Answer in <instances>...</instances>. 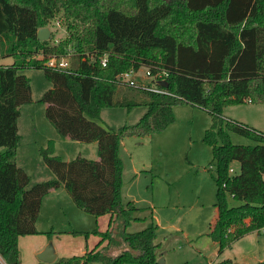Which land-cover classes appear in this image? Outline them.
<instances>
[{"label": "trees", "instance_id": "16d2710c", "mask_svg": "<svg viewBox=\"0 0 264 264\" xmlns=\"http://www.w3.org/2000/svg\"><path fill=\"white\" fill-rule=\"evenodd\" d=\"M143 5L149 12L167 8L154 19L150 35L161 43L171 40L170 52L165 44L98 46L97 28L106 29L104 13L133 18L137 0H0V50L8 43L14 58L12 64L0 65V258L6 264H21L19 238L39 234L35 222L41 200L61 185L78 209L96 218L109 215L115 226L91 232L99 238L91 251L51 264H157L156 226L126 231L138 219L132 216V202L121 204L119 147L125 138L165 131L174 120V107L181 104L201 108L211 119L202 140L211 148L214 165L217 217L208 236L217 253L264 228V133L223 117L226 107L264 104V0H143ZM52 20L66 29V38L39 41L37 31ZM49 57H68V70L47 67ZM142 66L160 75L164 85L157 86L170 96L121 79ZM22 68L41 69L51 83L40 103L58 135L96 143L98 155V160L63 161L47 141L40 155L55 179L29 189L30 177L16 160L19 109L32 102L29 79L19 74ZM110 107L146 111L134 125L112 130L97 123L100 111ZM232 134L250 144L233 143ZM233 163H238V173L230 171ZM228 198L238 205L230 206ZM121 245L125 249L110 254ZM217 264L238 263L226 259Z\"/></svg>", "mask_w": 264, "mask_h": 264}, {"label": "rangeland", "instance_id": "374dc122", "mask_svg": "<svg viewBox=\"0 0 264 264\" xmlns=\"http://www.w3.org/2000/svg\"><path fill=\"white\" fill-rule=\"evenodd\" d=\"M137 8L138 13L133 18H126L116 12H105L103 17L106 29L97 28L98 46L109 50L119 49L122 43L165 44L170 52L171 40L165 39L161 43L150 35L154 19L167 8L162 6L149 12L144 8L143 0H137ZM3 9L7 13L4 4ZM44 28L49 30L48 40L55 43L67 36V31L59 20H52ZM13 62L9 44L5 43L0 50V65H10ZM148 65L155 64L150 62ZM146 68L148 67L142 66L130 79L135 82L142 80ZM19 74L29 79L32 98L31 103L20 107L17 120L22 136L17 150V166L30 177L27 189L36 183L55 179L40 155V149L47 147V139L52 141L53 155L63 161H71L76 157L98 160L95 159L96 143H81L70 139L63 141L45 117V105L40 103V99L51 88V83L45 79L43 71L22 68ZM246 105L231 106L233 108L230 110L246 114L257 105L264 108V104H253L251 107ZM145 111L144 107H133L130 111L123 107L103 108L97 123L102 127L118 130L123 126L134 125ZM173 112L174 120L165 131L151 136L125 138L120 143V200L122 206L128 202L134 204L136 210L132 212V216L138 219L132 221L126 231L134 233L150 225L156 226L154 241L161 253L157 260L162 258L164 264H217L226 259L238 264L264 262V233L261 229L234 241L221 254L217 253L216 242L208 236L217 217L214 165L211 148L202 140L211 119L205 110L188 104L175 106ZM253 118L264 121V114ZM231 139L235 144H250L248 139L235 134L231 135ZM232 169L238 173V163H233ZM228 202L230 206L238 205L231 198H228ZM108 216L96 218L82 212L74 205L64 188L51 193L44 200L35 222L40 230L39 234L27 235L18 240L20 263L39 262V251L48 245L57 255L55 260L82 256L99 242V238L91 233L93 230L104 232L113 227ZM103 218L107 220L106 224ZM75 232L88 235L74 234ZM116 249L110 254L116 255L125 246L121 245Z\"/></svg>", "mask_w": 264, "mask_h": 264}, {"label": "built area", "instance_id": "2783aa9c", "mask_svg": "<svg viewBox=\"0 0 264 264\" xmlns=\"http://www.w3.org/2000/svg\"><path fill=\"white\" fill-rule=\"evenodd\" d=\"M101 64L103 66L105 65V59H103L101 61ZM45 65L47 67L54 68L57 70L67 71L69 66H70V63H69L68 57H61V58L49 57L47 59V62L45 63ZM137 72L125 73L121 76V79L124 81H128L129 83H131L133 85L139 86L143 90L151 92V93L160 94V95H167V96L171 95V93L166 91L164 88H160L157 86V82H159V80H160L159 74L153 75L151 73V70L149 68H146L144 75H143L144 78L142 80H139V82H135L133 79H130V77ZM232 170L233 169L231 168L230 171L232 172ZM261 231H262V233H264V228H262Z\"/></svg>", "mask_w": 264, "mask_h": 264}, {"label": "crops", "instance_id": "0c3cea01", "mask_svg": "<svg viewBox=\"0 0 264 264\" xmlns=\"http://www.w3.org/2000/svg\"><path fill=\"white\" fill-rule=\"evenodd\" d=\"M246 104H247L246 106H248V107L253 106V104L251 102H248V101L246 102ZM254 107L255 108H250V109H253V111L252 110H248V112L246 114L245 113L231 112L230 109L233 108V107H226L223 110V117L226 118V119H230V120L237 121V122L242 123V124H244V125H246V126H248L250 128H253V129L257 130V131H260V132L264 133V121H260L258 119L253 118V117H257V116H259L261 114H264V108H262L263 106H258V105L257 106H254ZM252 112H253V114H252ZM256 112H260V113L259 114H256ZM230 114H233L232 115L233 117ZM17 129H18V127H17ZM18 133H19V129H18ZM19 135H20V133H19ZM20 137H21V139H20L19 143H21V141H22V136L20 135ZM54 139H55V137H54ZM63 139H64L63 141H67L68 138H63ZM48 140L49 139H47V141ZM17 150H18V147H17ZM17 153H18V151H17ZM97 158H98V155L95 157V159H97ZM16 160L18 162V159H16ZM17 165H18V163H17ZM60 189H63V186L62 185L59 186V188H57V189L51 190L48 194H46L42 198L40 210H41L42 204H43L44 200L46 199V197L48 195H50L51 193H56V191L57 190H60ZM40 210H39V212H40ZM105 216H102V217H105ZM104 219L105 218H103V222H104V224H106L107 223V220L106 219L104 220ZM113 226H115V223H113ZM35 227H36L37 231L40 232V230L38 229V227L36 225H35ZM41 251H39V252H41ZM53 252L55 253L54 250H53ZM156 254H157V257H160L161 256V253H159L158 249L156 250ZM55 255H56V253H55ZM56 258H57V255H56ZM3 263H4L3 260L0 258V264H3Z\"/></svg>", "mask_w": 264, "mask_h": 264}, {"label": "water", "instance_id": "95a60500", "mask_svg": "<svg viewBox=\"0 0 264 264\" xmlns=\"http://www.w3.org/2000/svg\"><path fill=\"white\" fill-rule=\"evenodd\" d=\"M37 39L39 41H46L49 39V30L47 28H41L37 31ZM159 84L164 85V82H159ZM56 255L53 252L51 246H46L38 255L37 259L39 262L51 264L55 261ZM157 264H164V260L162 258H158Z\"/></svg>", "mask_w": 264, "mask_h": 264}]
</instances>
